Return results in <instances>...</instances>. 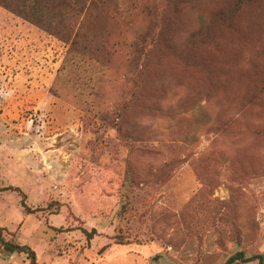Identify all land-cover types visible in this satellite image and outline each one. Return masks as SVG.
<instances>
[{
	"label": "rangeland",
	"instance_id": "obj_1",
	"mask_svg": "<svg viewBox=\"0 0 264 264\" xmlns=\"http://www.w3.org/2000/svg\"><path fill=\"white\" fill-rule=\"evenodd\" d=\"M58 1L35 15L40 26L0 5L6 238L30 246L40 264H224L238 251L264 254V2L240 14L243 33L201 50L203 64L154 60L145 72L135 39L158 33L174 0H108V8L88 0L85 16L89 5L81 12L72 0L64 13ZM219 1L182 4L174 39L184 46ZM63 20L110 39L98 55L102 77L75 68L71 41L47 31ZM140 76L151 82L145 97ZM0 264L30 259L0 248Z\"/></svg>",
	"mask_w": 264,
	"mask_h": 264
},
{
	"label": "trees",
	"instance_id": "obj_2",
	"mask_svg": "<svg viewBox=\"0 0 264 264\" xmlns=\"http://www.w3.org/2000/svg\"><path fill=\"white\" fill-rule=\"evenodd\" d=\"M49 1L50 0H48V3H44L42 5L40 0H24L22 1V3L24 4L19 7L17 5H14L11 0H0V5L10 12L14 13L15 15L29 21L30 23L40 26V23L38 22L39 20L35 17V15L40 17L47 14V11L49 9H53ZM86 1L88 0H77L76 2V8H79L80 6L81 12H85L87 5H89V12L87 10L84 13V16L86 13L87 15L90 14L93 5V1H89L88 4L86 3ZM98 2L103 7L108 8V0H96L95 4H97ZM192 2L193 0H174V6L176 7L174 9L175 16H164L163 19H161L160 31L158 33H155L154 35L153 31H147L145 34H143L145 35L143 39H135L133 48L136 52L142 53V57L146 61V64L144 66L145 72H150L153 70L152 64L154 63V60H157V62H167L177 59L182 64H184V70L203 64L204 58L200 54L201 50H203L204 47H209L210 45L218 46L220 44V38L223 37V34H237V32L243 33L244 30L242 29V25L238 23L240 14L247 9L254 10L258 8L264 2V0L219 1L218 6L210 11L209 19L205 21L197 29V31L193 32L191 36L188 37L186 44L182 46L178 43V41H176V39H174V35L178 31L177 29L180 25V19L177 12L179 11L182 4H190ZM71 4H73L72 0L58 1V6L61 10H64V13L68 11V7ZM135 19L136 18L133 16V14L126 16V20H128L131 24L136 23ZM76 21L77 19L75 18L74 22ZM83 22L84 21L79 23V27L77 29H73V27L70 28L73 23L69 24L68 28L66 21L63 20L61 24H59V26L61 27L55 30L56 32H51L48 29L47 31L60 39L71 41L72 50L74 53V55L71 57V60L75 61L73 66L75 68L85 67V76H87L89 79H96V76L93 75L95 68L98 69L97 74L100 77L103 76V73L101 72L103 63L102 61H98V58L99 56H101L102 58V53L110 51L109 45L111 41L109 38H102L100 34L97 33L98 31H95L93 29L91 30V26L89 24L84 25ZM67 29L68 32L65 31ZM108 37H110V33H108ZM150 38L152 40L150 43H148ZM90 66H92L93 68H91ZM67 68L68 67H66V64L64 63L62 69L64 70ZM194 69L195 68L190 70ZM71 70L74 69L71 68ZM211 74L212 73L210 70L208 77H211ZM139 82L143 83L142 87L139 88L138 85V88L143 92V97H145L146 94L143 87L148 89V84L151 82L142 80L141 76ZM212 83L213 81H211V84ZM262 88H264V83L262 84ZM139 95L140 94L136 91L135 93H133V98L140 99ZM131 106L132 103L128 105V108H130ZM142 107L147 108V103L142 102ZM8 189H13L20 192L24 198L27 196L19 187L5 188V190ZM24 198L21 201L24 210L28 213L36 212V209H31L27 205ZM84 230L87 233L89 239H92L94 235L97 234L96 229H92L91 231H88L86 229ZM6 233H9V231L6 227L1 225L0 220V248L8 252L10 255L26 254L30 259V264H40L37 260V253L35 250H33L26 244H20L18 242H15L14 240L7 239ZM253 261H258L259 264H264V254L248 256L244 251H238L235 254L231 255L224 264H246Z\"/></svg>",
	"mask_w": 264,
	"mask_h": 264
}]
</instances>
